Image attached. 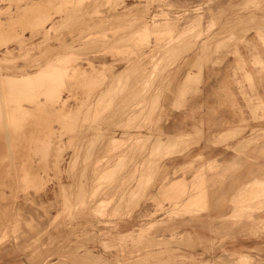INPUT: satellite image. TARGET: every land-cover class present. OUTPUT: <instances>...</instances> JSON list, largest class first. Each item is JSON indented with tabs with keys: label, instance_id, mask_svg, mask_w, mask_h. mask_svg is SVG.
Returning a JSON list of instances; mask_svg holds the SVG:
<instances>
[{
	"label": "rangeland",
	"instance_id": "374dc122",
	"mask_svg": "<svg viewBox=\"0 0 264 264\" xmlns=\"http://www.w3.org/2000/svg\"><path fill=\"white\" fill-rule=\"evenodd\" d=\"M0 77V264H264V0H0Z\"/></svg>",
	"mask_w": 264,
	"mask_h": 264
},
{
	"label": "bare ground",
	"instance_id": "6f19581e",
	"mask_svg": "<svg viewBox=\"0 0 264 264\" xmlns=\"http://www.w3.org/2000/svg\"><path fill=\"white\" fill-rule=\"evenodd\" d=\"M107 10V9H106ZM109 10H111V9H109ZM108 12V11H107ZM12 55V54H11ZM12 60V59H11ZM55 62V61H54ZM68 63V62H67ZM52 69V68H51ZM50 69V70H51ZM47 70V69H46ZM57 71H58V69H57ZM60 71V70H59ZM46 72V71H45ZM75 72V71H74ZM73 72V73H74ZM8 73V72H7ZM44 73V72H43ZM12 74V73H11ZM52 74V73H51ZM59 74V73H58ZM59 76V75H58ZM1 78V77H0ZM10 78V77H9ZM58 78V77H57ZM3 79V78H2ZM20 79H22V78H20ZM42 79V78H41ZM9 80V79H8ZM43 80V79H42ZM61 80V79H60ZM1 81V80H0ZM13 82V81H12ZM22 82V81H21ZM42 82V81H41ZM52 82V81H51ZM8 83V82H7ZM53 83V82H52ZM57 83V82H56ZM20 84V83H19ZM25 84H26V82H25ZM30 84V83H29ZM35 85V84H34ZM34 85H32V86H34ZM63 85V84H62ZM3 87H4V85H2ZM57 86V85H56ZM15 87V86H14ZM31 87V86H30ZM20 88V87H19ZM144 88H146L145 86H144ZM9 89V88H8ZM14 89V88H13ZM53 89V88H52ZM16 90V89H15ZM43 90V89H42ZM54 90H55V88H54ZM56 90H57V88H56ZM55 90V91H56ZM75 90V89H74ZM148 90V89H147ZM9 91V90H8ZM31 91V90H30ZM46 91V90H45ZM48 91V90H47ZM58 91V90H57ZM1 92V91H0ZM17 92V91H16ZM36 92V91H35ZM40 92H42V91H40ZM49 92V91H48ZM52 92V91H51ZM3 93V92H2ZM9 93V92H8ZM7 93V94H8ZM59 93V92H58ZM149 93V92H148ZM5 94V93H4ZM11 94V93H10ZM38 94V93H37ZM49 94V93H48ZM2 94H0V96H1ZM26 95V94H25ZM33 95V94H32ZM51 95V94H50ZM147 95V94H146ZM18 96V95H17ZM27 96V95H26ZM55 96V95H54ZM57 96H59V95H57ZM48 97V96H47ZM53 97V96H52ZM7 98V97H6ZM51 98V97H50ZM54 98V97H53ZM55 98H57V97H55ZM1 99V98H0ZM49 100V99H48ZM7 102V101H6ZM14 102V101H13ZM51 102H53V101H51ZM3 106V105H2ZM8 107V106H7ZM0 108H2V107H0ZM14 108V107H13ZM20 108V107H19ZM8 109V108H7ZM130 110V109H129ZM64 111V110H63ZM71 111V110H70ZM4 113V112H3ZM13 113V112H12ZM17 113V112H16ZM71 113V112H70ZM74 113V112H73ZM13 114H15V113H13ZM18 114V113H17ZM21 114V113H20ZM119 115V114H118ZM2 116H3V114H2ZM8 116V115H7ZM27 116V115H26ZM26 116H25V119H26ZM69 116V115H68ZM72 116V115H71ZM4 117V116H3ZM10 117H12V115L10 116ZM17 117V116H16ZM19 117V116H18ZM33 117V116H32ZM73 117V116H72ZM29 118V117H28ZM41 118V117H40ZM66 118V117H65ZM74 118V117H73ZM72 118V119H73ZM4 119H5V117H4ZM3 119V120H4ZM10 119V118H9ZM140 119V118H139ZM2 120V119H1ZM11 120V119H10ZM17 120V119H16ZM65 120V119H64ZM63 120V121H64ZM15 121V120H14ZM26 121V120H25ZM29 121V120H28ZM68 121V120H67ZM5 122V121H4ZM20 122V121H19ZM22 122V121H21ZM56 122V121H55ZM31 123V122H30ZM29 123V124H30ZM59 123V122H58ZM65 123V122H64ZM64 123H63V125H64ZM73 123V122H72ZM15 124H16V121H15ZM14 124V125H15ZM23 124V123H22ZM22 124H21V126H22ZM144 124V123H143ZM12 125H13V123H12ZM31 125H34V124H31ZM52 125H53V123H52ZM57 125V124H56ZM71 125V124H70ZM25 126V125H24ZM45 126V125H44ZM69 126V125H68ZM12 127V126H11ZM1 128H2V126H1ZM5 128V127H4ZM6 128H7V126H6ZM30 128V127H29ZM45 128V127H44ZM61 128V127H60ZM15 129H16V127H15ZM23 129V128H22ZM46 129V128H45ZM59 129V128H58ZM128 129V128H127ZM5 130V129H4ZM11 130L12 129H10V132H11ZM19 130V129H18ZM24 130H25V128H24ZM36 130V129H35ZM37 130H39V129H37ZM42 130H43V128H42ZM47 130V129H46ZM55 130H57V127L55 128ZM13 131H15V130H13ZM26 131V130H25ZM45 130H43V132H44ZM10 132H8V133H10ZM17 132V131H16ZM21 133H22V131H20ZM27 132V131H26ZM30 132V131H29ZM28 132V133H29ZM38 132V131H37ZM41 132V131H40ZM57 132H58V130H57ZM5 133V132H4ZM12 133H14V132H12ZM20 133V134H21ZM24 133V132H23ZM34 133H36V131L34 132ZM42 133V132H41ZM27 134V133H26ZM4 135V134H3ZM3 135H2V137H3ZM5 135H7V134H5ZM30 135V134H29ZM28 135V136H29ZM38 135H40V134H38ZM109 135V134H108ZM8 136L9 135H7V138H8ZM21 136V135H20ZM24 136H25V134H24ZM34 136V135H33ZM36 136V135H35ZM101 136V135H100ZM26 137V136H25ZM59 137H61V136H59ZM104 137V136H103ZM27 138V137H26ZM29 138V137H28ZM27 138V139H28ZM96 138V137H95ZM148 138V137H147ZM169 138H171V137H169ZM1 139V138H0ZM22 139H23V137H22ZM53 139V138H52ZM57 139V138H56ZM55 139V140H56ZM9 140V139H8ZM14 140V139H13ZM29 140V139H28ZM27 140V141H28ZM172 140V139H171ZM40 141H42V140H40ZM44 141V140H43ZM54 141V140H53ZM67 141V140H66ZM7 142H9V141H7ZM26 142V141H25ZM69 142V141H68ZM82 142V141H81ZM16 143V142H15ZM40 143V142H39ZM47 143V142H46ZM56 143H57V141H56ZM59 143V142H58ZM7 144V143H6ZM9 144V143H8ZM7 144V145H8ZM10 144H12V143H10ZM17 144V143H16ZM26 144V143H25ZM24 144V145H25ZM38 144V143H37ZM95 144V143H94ZM4 145H5V143H4ZM17 145H19V142H18V144ZM16 145V146H17ZM43 145V144H42ZM72 145V144H71ZM160 145H161V143H160ZM6 146V145H5ZM11 146V145H10ZM12 146H13V144H12ZM20 146H21V144H20ZM39 146H40V144H39ZM69 146V145H68ZM22 147V146H21ZM27 147V146H26ZM29 147V146H28ZM145 147V146H144ZM0 148H1V145H0ZM23 148V147H22ZM40 148V147H39ZM18 149V148H17ZM24 149V148H23ZM27 149V148H26ZM29 149V148H28ZM44 149V148H43ZM1 150V149H0ZM8 150V149H7ZM9 150L11 151L12 149H10V147H9ZM31 150V149H30ZM37 150H38V148H37ZM40 150V149H39ZM38 150V151H39ZM42 150V149H41ZM45 150H46V148H45ZM6 151V150H5ZM4 151V152H5ZM17 151V150H16ZM16 151H14V152H16ZM27 151V150H26ZM51 151V150H50ZM53 151V150H52ZM57 151V150H56ZM78 151V150H77ZM79 151H80V149H79ZM29 152V151H28ZM32 152H33V150H32ZM40 152V151H39ZM6 153V152H5ZM5 153H3V155H5ZM20 153V152H19ZM50 153V152H49ZM49 153H48V155H49ZM80 153V152H79ZM10 154H11V152H10ZM25 154V151H24V153H23V155ZM34 154H35V152H34ZM39 154V153H38ZM16 155V154H15ZM22 155V154H21ZM20 155V156H21ZM155 155V154H154ZM6 156V155H5ZM27 155H25V157H26ZM32 156V155H31ZM39 156H40V154H39ZM16 157V156H15ZM17 157H18V155H17ZM75 157V156H74ZM123 157V156H122ZM4 158H6V157H4ZM13 158V157H12ZM41 158V157H40ZM43 158V157H42ZM54 158V157H53ZM22 159H23V157H22ZM45 159V158H44ZM55 159V158H54ZM58 159V158H57ZM123 159V158H122ZM34 160V159H33ZM0 161H1V158H0ZM4 161H5V159H4ZM57 161V160H56ZM71 161H72V159H71ZM7 162V161H6ZM16 162V161H15ZM37 162H39V161H37ZM41 162H43V161H41ZM1 163V162H0ZM12 163V162H11ZM21 163V162H20ZM30 163V162H29ZM44 163V162H43ZM57 163H58V161H57ZM72 163V162H71ZM155 163V162H154ZM2 164V163H1ZM18 164V163H17ZM25 164V163H24ZM47 164V163H46ZM143 164V163H142ZM40 166H42L41 164H39ZM70 165V164H69ZM86 165V164H85ZM1 166V165H0ZM7 166V165H6ZM45 166V165H44ZM88 166V165H87ZM2 167H3V165H2ZM38 167V166H37ZM148 167V166H147ZM8 168V167H7ZM41 168V167H40ZM44 168V167H43ZM1 169V168H0ZM26 169V168H25ZM46 169H48V167L46 168ZM7 170V169H6ZM40 170V169H39ZM43 170V169H42ZM156 170V169H155ZM1 171V170H0ZM3 172V171H2ZM7 172V171H6ZM48 172V171H47ZM71 172V171H70ZM151 172V171H150ZM155 172V171H154ZM8 173H10V172H8ZM7 173V174H8ZM68 173V172H67ZM66 173V174H67ZM140 173V172H139ZM147 173V172H146ZM16 174V173H15ZM44 174V173H43ZM0 175H2V174H0ZM5 175V174H4ZM68 175V174H67ZM39 176V175H38ZM12 176H10V178H11ZM14 177V176H13ZM16 177V176H15ZM68 177V176H67ZM71 177V176H70ZM4 178V177H3ZM7 178V177H6ZM19 178H20V176H19ZM18 178V179H19ZM36 178V177H35ZM104 178H106V177H104ZM32 179V178H31ZM8 180V179H7ZM11 180V179H10ZM9 181V180H8ZM16 181V180H15ZM51 181V180H50ZM107 181V180H106ZM4 182V181H3ZM149 182V181H148ZM1 183H2V181H1ZM103 183V182H102ZM143 183V182H142ZM11 184H12V182H11ZM33 184V183H32ZM13 185V184H12ZM61 185V184H60ZM27 186V185H26ZM33 186V185H32ZM36 186V185H35ZM38 186V185H37ZM42 186V185H41ZM63 186H65V185H63ZM67 186V185H66ZM65 186V187H66ZM93 186V185H92ZM99 186V185H98ZM43 187V186H42ZM7 188V187H6ZM30 188V187H29ZM79 188V187H78ZM38 189V188H37ZM96 189V188H95ZM9 190V189H8ZM67 190V189H66ZM71 190V189H70ZM10 191V190H9ZM20 192V191H19ZM5 193V192H4ZM80 193V192H79ZM84 193V192H83ZM250 193V192H249ZM258 193V192H257ZM6 194V193H5ZM62 194V193H61ZM245 194H247V193H245ZM17 195V194H16ZM72 195V194H71ZM4 196V195H3ZM2 196V197H3ZM1 197V196H0ZM235 197V196H234ZM242 197V196H241ZM7 198V197H6ZM234 199V198H233ZM257 199V198H256ZM7 200V199H6ZM94 200V199H93ZM131 200V199H130ZM235 200V199H234ZM238 202V201H237ZM236 202V203H237ZM244 202V201H243ZM250 201H248L247 203H249ZM106 203V202H105ZM261 203V202H260ZM66 204V203H65ZM185 204V203H184ZM251 204V203H250ZM11 205H13V204H11ZM10 205V206H11ZM76 205V204H75ZM245 205V204H244ZM7 206V205H6ZM8 206H9V204H8ZM183 206V205H182ZM2 207H4V206H2ZM106 207V206H105ZM184 207V206H183ZM241 207V206H240ZM263 207V206H262ZM6 208V207H5ZM2 209H4V208H2ZM74 209V208H73ZM172 209V208H171ZM234 209V208H233ZM1 210V209H0ZM8 210V209H7ZM6 210V211H7ZM127 210V209H126ZM180 210V209H179ZM240 210V209H239ZM2 211V210H1ZM4 211H5V209H4ZM6 211L4 212V213H6ZM71 211H72V209H71ZM75 211V210H74ZM180 212V211H179ZM237 212V211H236ZM181 213V212H180ZM1 214V213H0ZM11 214V213H10ZM64 214V213H63ZM66 215V214H65ZM0 216H2V214L0 215ZM79 216V215H78ZM91 216V215H90ZM233 216V215H232ZM7 217V216H6ZM68 217V216H67ZM83 217V216H82ZM86 217V216H85ZM66 218V217H65ZM2 219V218H1ZM5 219V218H4ZM5 221V220H4ZM8 221V220H7ZM68 222V221H67ZM3 223V222H2ZM53 223V222H52ZM155 223V222H154ZM2 225H5V223L4 224H2ZM1 227V226H0ZM67 227V226H66ZM68 228V227H67ZM75 228V227H74ZM74 228H73V230H74ZM147 228V227H146ZM5 229V228H4ZM10 230V229H9ZM8 230V231H9ZM70 230V229H69ZM12 231V230H11ZM10 232V231H9ZM11 233V232H10ZM72 233V232H71ZM91 233V232H90ZM249 233V232H248ZM1 234V233H0ZM71 235V234H70ZM92 235V234H91ZM247 235V234H246ZM60 236V235H59ZM69 236V235H68ZM88 236V235H87ZM2 237H4V236H2ZM1 239V238H0ZM56 240V239H55ZM84 240V239H83ZM80 242V241H79ZM172 242V241H171ZM141 244V243H140ZM77 245H80V244H77ZM34 246V245H33ZM63 246V245H62ZM159 246V245H158ZM84 247V246H83ZM45 248V247H44ZM58 248V247H57ZM120 248V247H119ZM140 248V247H139ZM62 249H64V248H62ZM26 250V249H25ZM120 250V249H119ZM21 251V250H20ZM68 251H69V249H68ZM131 251V250H130ZM46 253V252H45ZM85 253V252H84ZM88 253V252H87ZM65 254V253H64ZM69 254V253H68ZM37 255H38V253H37ZM51 255V254H50ZM87 255V254H86ZM90 256V255H89ZM245 256V255H244ZM243 256V257H244ZM67 257H69V256H67ZM81 257V256H80ZM242 257V258H243ZM79 258V257H78ZM245 258V257H244ZM243 258V259H244ZM80 259V258H79ZM83 259V258H82ZM97 259V258H96ZM98 260V259H97ZM62 261H63V259H62ZM66 261V260H65ZM73 261H75V260H73ZM84 261V260H83ZM92 261V260H91ZM77 262V261H76ZM95 262V261H94ZM58 263V262H57ZM63 263V262H62ZM65 263V262H64ZM80 263H82V262H80ZM84 263V262H83ZM86 263V262H85ZM243 263V262H242ZM67 264V263H66ZM72 264V263H71Z\"/></svg>",
	"mask_w": 264,
	"mask_h": 264
}]
</instances>
